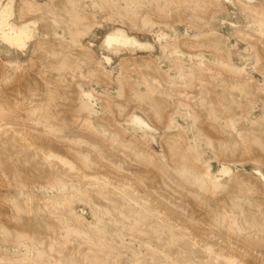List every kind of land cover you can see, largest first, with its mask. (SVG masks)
Wrapping results in <instances>:
<instances>
[{
	"label": "rangeland",
	"instance_id": "rangeland-1",
	"mask_svg": "<svg viewBox=\"0 0 264 264\" xmlns=\"http://www.w3.org/2000/svg\"><path fill=\"white\" fill-rule=\"evenodd\" d=\"M7 4L0 264H264V0Z\"/></svg>",
	"mask_w": 264,
	"mask_h": 264
},
{
	"label": "bare ground",
	"instance_id": "bare-ground-1",
	"mask_svg": "<svg viewBox=\"0 0 264 264\" xmlns=\"http://www.w3.org/2000/svg\"><path fill=\"white\" fill-rule=\"evenodd\" d=\"M29 39L30 36L26 32L15 30L11 25L9 5L0 6V40L13 48L24 49ZM110 41L120 42L118 38H111ZM135 121L139 126L148 128L142 118L135 116Z\"/></svg>",
	"mask_w": 264,
	"mask_h": 264
}]
</instances>
